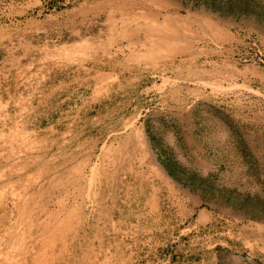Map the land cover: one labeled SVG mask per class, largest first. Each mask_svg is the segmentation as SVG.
Masks as SVG:
<instances>
[{
  "label": "rangeland",
  "instance_id": "rangeland-1",
  "mask_svg": "<svg viewBox=\"0 0 264 264\" xmlns=\"http://www.w3.org/2000/svg\"><path fill=\"white\" fill-rule=\"evenodd\" d=\"M0 264H264V0H0Z\"/></svg>",
  "mask_w": 264,
  "mask_h": 264
}]
</instances>
